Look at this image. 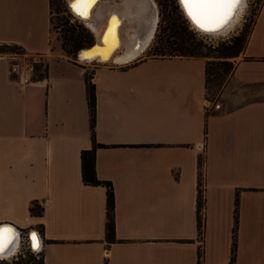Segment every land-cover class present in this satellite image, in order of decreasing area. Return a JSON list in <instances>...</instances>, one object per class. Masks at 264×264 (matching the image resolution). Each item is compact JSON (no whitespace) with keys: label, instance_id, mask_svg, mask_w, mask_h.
Here are the masks:
<instances>
[{"label":"crops","instance_id":"1","mask_svg":"<svg viewBox=\"0 0 264 264\" xmlns=\"http://www.w3.org/2000/svg\"><path fill=\"white\" fill-rule=\"evenodd\" d=\"M50 28L49 0H0V43L45 63L42 83H21L0 53V224L35 229L43 264H230L233 240L232 264H264V4L210 113L205 56L88 68L50 48ZM92 147L113 238L106 185L82 178Z\"/></svg>","mask_w":264,"mask_h":264},{"label":"rangeland","instance_id":"2","mask_svg":"<svg viewBox=\"0 0 264 264\" xmlns=\"http://www.w3.org/2000/svg\"><path fill=\"white\" fill-rule=\"evenodd\" d=\"M135 1V0H129ZM139 1V0H137ZM155 3V12L151 10L150 16L155 15L153 36L150 41L147 42L146 48L138 55L136 58L131 59L128 62L118 63L111 61L105 63V65L112 66H128L137 63L143 59L150 56H161L160 54H153L150 51V46L155 44V42H165V37L171 32V30H177L179 34L184 36L186 42L191 43V45H196L202 52L203 56L208 60L207 63V112H217L221 108L219 107V92L228 79L231 71L233 69L234 63L233 57H222L217 56L222 43L229 42L232 36L240 32L247 34L251 29V25L255 18V14L263 0H246V4L242 9V13L239 15L238 19L234 22L233 26L227 30L225 33L221 34H205L200 31L195 30L185 18L184 13L180 8L178 0H153ZM121 0H107L100 7V13L104 15L107 10L116 8L120 5ZM151 8V4L148 1L144 2ZM135 4L133 3L131 10L135 9ZM51 11V28L49 37V46L53 51H61L67 54L70 58L75 59L77 62L91 68L96 65H101L102 63L94 60L92 62H83L78 59V49L82 46H89L88 44L94 43L97 39L96 31L94 27L99 28L98 18L93 20V25L80 20L77 15L72 13L68 8L67 0H51L50 4ZM244 11V12H243ZM152 15V18L153 16ZM150 16L148 18H150ZM236 23V24H235ZM235 25V26H234ZM171 27V28H170ZM71 35L78 36L80 38L82 46L73 49ZM63 47L73 49L72 52L66 51ZM84 48V47H83ZM20 58H25L32 60L33 54H28L23 48L19 49ZM5 51H0V53ZM18 52V51H17ZM19 53V52H18ZM18 58V57H17ZM230 60V63L222 62L220 60ZM35 66L37 72L45 70V63L43 61H36ZM90 69H87L89 72ZM38 256L32 252V250L25 244V242L20 243L18 251L6 258L0 259V264H39V259H41V252L37 253Z\"/></svg>","mask_w":264,"mask_h":264},{"label":"bare ground","instance_id":"3","mask_svg":"<svg viewBox=\"0 0 264 264\" xmlns=\"http://www.w3.org/2000/svg\"><path fill=\"white\" fill-rule=\"evenodd\" d=\"M105 1L107 0H91V3L84 9L83 17L78 15L77 12L68 5L70 11L77 15L76 17L80 20H83L89 25H93V20L98 18L99 24H101L99 28H97V26L94 27L97 36L96 41L87 47L79 49L77 57L79 60L86 63L94 60L102 64L111 61L118 63L128 62L141 54L146 48L147 42L150 41L153 36L155 15L152 14L154 15L152 18L150 12L154 10L152 12L156 13L155 3L153 0H121L120 5L116 7L118 10L112 8L102 15L100 13V7ZM145 1H147V4L148 1L152 3L151 8L145 5ZM178 2L185 18L189 21L191 26L195 28V30L209 35L221 34L229 30L242 13L241 11L246 4V0H240V3L233 10V14L222 26L220 25L226 18L213 17L204 20V27H201L188 16L186 9L181 4V0H178ZM67 3H71L72 5L73 0H67ZM133 3H136L135 9L131 10ZM149 16L150 18H148ZM0 230H4L6 233L5 243L3 247L0 248L1 259L15 254L20 247V241L17 230L13 225L1 223ZM37 240L38 247H40V236L38 232L34 230L29 241H33L34 246Z\"/></svg>","mask_w":264,"mask_h":264},{"label":"trees","instance_id":"4","mask_svg":"<svg viewBox=\"0 0 264 264\" xmlns=\"http://www.w3.org/2000/svg\"><path fill=\"white\" fill-rule=\"evenodd\" d=\"M50 4H51V0ZM264 4V0H263ZM171 28V27H170ZM250 31V30H249ZM249 32L247 34L245 33H238L232 36V39H230L229 42L222 43V46L219 50V54L217 56L222 57H233L237 54H239L246 44L247 38H248ZM70 39L72 40V47L73 49H76L80 46H82L80 38L78 36L71 35ZM165 42H155L152 46H150V51L153 54H160V55H204L203 52L196 46L191 45V43L186 42V39L184 36L179 34L177 30H171L169 34L165 37ZM93 43V42H92ZM91 43V44H92ZM88 44V45H91ZM86 47L82 46L81 48ZM15 48H21L17 44H7V43H0V51L8 50V49H15ZM66 51L72 52L73 49L63 47ZM79 48V49H81ZM78 49V50H79ZM222 62H227L231 64L230 60H220ZM208 63V60H207ZM208 66V65H207ZM90 75L87 73L86 78V91H87V102H88V108H89V120H90V128L93 135V127H94V121H95V86L94 83L90 80ZM206 79H207V67H206ZM81 160H82V178L87 183H104L106 185V222H105V230L106 235L108 238L114 237V216H113V206H114V194H113V188L111 185V182L108 180H102L96 177L95 171H94V147L90 149H84L81 151ZM200 162V160H199ZM237 203L238 199L237 196L234 200V225L232 228L233 232V239L235 236V230H236V223H237ZM203 205V197L201 195V191L199 189L198 197H197V227H198V234L201 236L202 230H203V216L201 214V207ZM42 206L38 203L37 200H33L29 206V210L33 214H39L42 211ZM235 240H233V245L231 249V257H230V264L235 259ZM198 255L200 258L201 251H198ZM200 260L198 259V263ZM39 264H43V258L41 254V259H39Z\"/></svg>","mask_w":264,"mask_h":264},{"label":"snow or ice","instance_id":"5","mask_svg":"<svg viewBox=\"0 0 264 264\" xmlns=\"http://www.w3.org/2000/svg\"><path fill=\"white\" fill-rule=\"evenodd\" d=\"M91 0H73L71 7L78 15L84 16V9ZM240 3V0H181V4L187 11L188 16L198 25L204 27L203 21L208 18H226ZM6 233L0 230V248L5 243ZM34 246H38V240Z\"/></svg>","mask_w":264,"mask_h":264},{"label":"built area","instance_id":"6","mask_svg":"<svg viewBox=\"0 0 264 264\" xmlns=\"http://www.w3.org/2000/svg\"><path fill=\"white\" fill-rule=\"evenodd\" d=\"M20 48L8 49L4 50L6 54L11 56V60L9 61V74L13 76L14 79L21 83H42L43 78L45 76V70L41 72H37V68L35 66L36 61H40L39 58L34 57L32 60L20 58L21 54L19 51ZM19 53H18V52ZM18 57V58H17ZM20 243L26 242V245L34 252L37 256L40 251L39 248L31 247V242L29 241V234L23 232L21 229H16Z\"/></svg>","mask_w":264,"mask_h":264},{"label":"water","instance_id":"7","mask_svg":"<svg viewBox=\"0 0 264 264\" xmlns=\"http://www.w3.org/2000/svg\"><path fill=\"white\" fill-rule=\"evenodd\" d=\"M69 5V7L71 8V9H73L72 7H71V3H69L68 4ZM235 9V8H234ZM233 14V11L229 14V16L228 17H226V19L224 20V22L220 25V26H222L223 24H225L227 21H228V19L230 18V16ZM219 27V26H218ZM77 56H78V54H77ZM9 224V223H8ZM34 230L35 229H33V230H31L30 231V235H29V237H31L32 235H33V233H34ZM33 241H31V247H33V248H39L38 246L37 247H34L33 246Z\"/></svg>","mask_w":264,"mask_h":264}]
</instances>
